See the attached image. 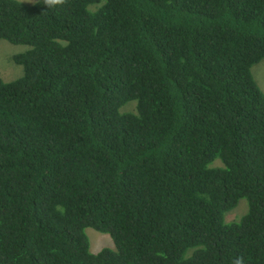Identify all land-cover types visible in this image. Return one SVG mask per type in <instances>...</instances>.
<instances>
[{
    "label": "trees",
    "instance_id": "trees-1",
    "mask_svg": "<svg viewBox=\"0 0 264 264\" xmlns=\"http://www.w3.org/2000/svg\"><path fill=\"white\" fill-rule=\"evenodd\" d=\"M0 40V264H264V0H0Z\"/></svg>",
    "mask_w": 264,
    "mask_h": 264
},
{
    "label": "rangeland",
    "instance_id": "rangeland-1",
    "mask_svg": "<svg viewBox=\"0 0 264 264\" xmlns=\"http://www.w3.org/2000/svg\"><path fill=\"white\" fill-rule=\"evenodd\" d=\"M27 5L33 4L36 0H17ZM29 46L15 45L7 41L0 40V78L4 82H11L23 75L21 66L16 65L13 57L29 50ZM251 74L259 89L264 94V59L257 65L251 68ZM132 103V102H131ZM128 103L127 105H129ZM126 105V106H127ZM135 103H132L129 110H134ZM247 212V203L245 200H240L238 205L231 211L225 214L224 220L226 223L237 222ZM85 234L89 241V250L91 253H97L103 248L114 249V244L108 234L100 233L92 228L85 229Z\"/></svg>",
    "mask_w": 264,
    "mask_h": 264
}]
</instances>
